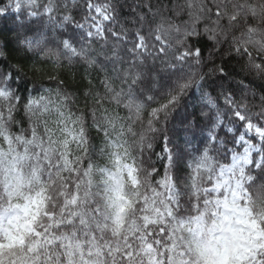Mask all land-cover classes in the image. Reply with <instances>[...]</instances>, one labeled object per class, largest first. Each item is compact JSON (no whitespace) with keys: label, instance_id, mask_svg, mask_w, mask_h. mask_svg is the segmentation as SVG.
I'll list each match as a JSON object with an SVG mask.
<instances>
[{"label":"snow or ice","instance_id":"1","mask_svg":"<svg viewBox=\"0 0 264 264\" xmlns=\"http://www.w3.org/2000/svg\"><path fill=\"white\" fill-rule=\"evenodd\" d=\"M76 5L0 7L16 14L19 51L97 71L82 93L50 76L54 88L27 97L13 84L21 66L0 71V264H264V96L257 108L221 92L229 124L217 111L201 147L174 151L165 135L154 151L159 126L203 88L205 73L183 70L205 64L193 40L211 42L212 75L227 76L215 58L234 55L264 80V0Z\"/></svg>","mask_w":264,"mask_h":264},{"label":"trees","instance_id":"2","mask_svg":"<svg viewBox=\"0 0 264 264\" xmlns=\"http://www.w3.org/2000/svg\"><path fill=\"white\" fill-rule=\"evenodd\" d=\"M123 2V0H121ZM7 3V0H0V7H3ZM132 3V0H129ZM81 5L80 0H77L76 8L74 12L79 11ZM16 14L8 13L5 16H0V51L3 52V56H0V71L7 72L9 69L16 73V69L13 65H19L22 71L14 75L13 84L17 86L18 81V94L27 97L28 89H35L36 94L43 91L44 88H54L56 81L49 79L50 76H58L59 79L64 81V86L73 92L82 93L88 85V78H91L93 83H97V71L93 69H87L83 64L69 65L67 62L63 63L62 67L54 66L52 61L46 60L40 53L33 54L28 52L19 51V46L16 42L15 34L17 31V21L15 19ZM128 16V9L125 7L121 10V19H125ZM79 18V17H77ZM186 19V17H184ZM46 19V18H45ZM43 21L34 20L29 24L28 34H34L36 29L42 27ZM59 29L57 33H59ZM46 34L49 37V46L55 47L56 38L52 32L51 26L46 30ZM198 47L203 48L204 56L206 58L204 66H197L190 64H184V71H200L205 73V79L201 82L203 84L202 89L192 88L187 94L182 97L177 109L171 114L166 124H161L160 132L157 134V138L154 141V151L160 153L163 151L164 139L167 135L171 141L170 147L173 150H185L192 151L195 148L202 146L205 140L206 131L216 112L222 113V119L225 124H229L230 110L224 102L223 92L225 95L234 93V98L237 101L244 99V102L249 107L256 106L258 108L260 99L264 96V80L260 79L255 73H250L245 67L246 59H240L236 56H224L223 60L220 57L215 58L216 64L223 63L227 76L221 77L219 73L212 75L209 73V69L213 66L212 60H208V54L210 50L211 42L206 37H201L199 42L192 41ZM152 61H149L151 65ZM159 66V62H157ZM204 92H207L216 103V108L210 109L209 105L202 99ZM79 103L83 105V98L81 96ZM208 113L207 116H203L201 113ZM18 119L25 120L23 109L18 113ZM191 121L192 126L186 127L185 122ZM221 137L224 136L225 129L221 127L218 130ZM190 143H186L189 142ZM157 158L153 156L155 161ZM157 167H160V162H157ZM163 169L161 168V174Z\"/></svg>","mask_w":264,"mask_h":264},{"label":"bare ground","instance_id":"3","mask_svg":"<svg viewBox=\"0 0 264 264\" xmlns=\"http://www.w3.org/2000/svg\"><path fill=\"white\" fill-rule=\"evenodd\" d=\"M10 13H12V12H10ZM15 14V13H14Z\"/></svg>","mask_w":264,"mask_h":264}]
</instances>
